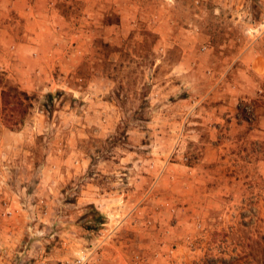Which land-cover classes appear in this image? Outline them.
Segmentation results:
<instances>
[{"label": "rangeland", "instance_id": "obj_1", "mask_svg": "<svg viewBox=\"0 0 264 264\" xmlns=\"http://www.w3.org/2000/svg\"><path fill=\"white\" fill-rule=\"evenodd\" d=\"M51 2L0 51V264H264V0Z\"/></svg>", "mask_w": 264, "mask_h": 264}, {"label": "crops", "instance_id": "obj_2", "mask_svg": "<svg viewBox=\"0 0 264 264\" xmlns=\"http://www.w3.org/2000/svg\"><path fill=\"white\" fill-rule=\"evenodd\" d=\"M50 2L51 0H0V51H7L8 47L17 48L18 45L27 46L23 38L25 35L34 37L38 32L45 33V29L53 24L50 15L54 10L49 7ZM8 36L14 37L16 41L7 42Z\"/></svg>", "mask_w": 264, "mask_h": 264}, {"label": "trees", "instance_id": "obj_3", "mask_svg": "<svg viewBox=\"0 0 264 264\" xmlns=\"http://www.w3.org/2000/svg\"><path fill=\"white\" fill-rule=\"evenodd\" d=\"M0 77V118L5 127L10 130H17L29 115L33 106V96L20 89L19 86L11 81H1ZM50 99V94L46 95ZM87 208H92V205H87ZM95 213L94 210H92ZM91 225L101 223V215L96 213L89 219ZM95 228V227H94Z\"/></svg>", "mask_w": 264, "mask_h": 264}, {"label": "built area", "instance_id": "obj_4", "mask_svg": "<svg viewBox=\"0 0 264 264\" xmlns=\"http://www.w3.org/2000/svg\"><path fill=\"white\" fill-rule=\"evenodd\" d=\"M84 256H86V255L85 254L78 255V257L76 259V263H81V261L83 260Z\"/></svg>", "mask_w": 264, "mask_h": 264}]
</instances>
